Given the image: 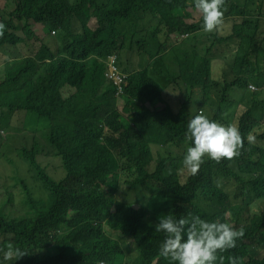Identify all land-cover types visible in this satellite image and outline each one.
Segmentation results:
<instances>
[{
    "label": "clouds",
    "instance_id": "9594fccd",
    "mask_svg": "<svg viewBox=\"0 0 264 264\" xmlns=\"http://www.w3.org/2000/svg\"><path fill=\"white\" fill-rule=\"evenodd\" d=\"M111 4L47 0L39 59L0 62V264H120L75 212L85 165L126 149L96 187L133 264H264V0H183L174 23L142 5L116 18ZM101 32L125 42L142 83L120 106L61 67ZM103 63L122 81L112 55Z\"/></svg>",
    "mask_w": 264,
    "mask_h": 264
},
{
    "label": "trees",
    "instance_id": "16d2710c",
    "mask_svg": "<svg viewBox=\"0 0 264 264\" xmlns=\"http://www.w3.org/2000/svg\"><path fill=\"white\" fill-rule=\"evenodd\" d=\"M10 0H5L8 2ZM47 0H13L14 7L10 8V14L0 8V22L6 25V29L0 41L6 48L0 52V62H13L15 64H33L34 54L40 44V38L44 36L41 23V9ZM183 0H112L109 12L116 18H122L130 9L138 5L150 6L157 9L167 22H181L183 17ZM2 2V3H4ZM82 2V0H79ZM74 50L70 59L62 64V69L70 78H82L87 80L94 87H99L104 93L108 103L122 105L126 95H133L142 85L141 81L135 78L128 68L129 60L126 59V45L122 40L101 32L94 38L83 37L75 40ZM185 45L179 44L173 47V52L181 50ZM107 55L115 58V65L122 75L119 86L114 84L112 79H107L104 74L103 59ZM2 67H0V75ZM62 80V79H61ZM222 90L205 95V100L217 103L223 95ZM260 135L254 133L253 137ZM129 149L115 152L111 155L106 167L102 170H94L90 165H85L87 182L81 187L77 195L76 219L80 228L87 236L95 240H112L118 247L120 264H133L134 255L118 239H114L111 230H107L103 221L109 207L105 193L96 187L97 180L104 171L119 172L124 168L128 157ZM192 203L184 206L181 217L190 218L193 216ZM164 215H157L152 219L156 225L159 218ZM180 217V218H181Z\"/></svg>",
    "mask_w": 264,
    "mask_h": 264
},
{
    "label": "built area",
    "instance_id": "2783aa9c",
    "mask_svg": "<svg viewBox=\"0 0 264 264\" xmlns=\"http://www.w3.org/2000/svg\"><path fill=\"white\" fill-rule=\"evenodd\" d=\"M106 76L108 78H112L114 80L115 84H119L121 82V76L118 74V72L112 66L106 70Z\"/></svg>",
    "mask_w": 264,
    "mask_h": 264
},
{
    "label": "rangeland",
    "instance_id": "374dc122",
    "mask_svg": "<svg viewBox=\"0 0 264 264\" xmlns=\"http://www.w3.org/2000/svg\"><path fill=\"white\" fill-rule=\"evenodd\" d=\"M11 7H14V3H13V1H8V2H4V3H0V8L4 9L5 12H6L7 14H10V8H11ZM34 59H35V60H38V59H39V56L36 55V56L34 57ZM103 74H104V71H103ZM104 76H105V75H104Z\"/></svg>",
    "mask_w": 264,
    "mask_h": 264
}]
</instances>
